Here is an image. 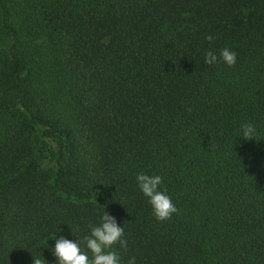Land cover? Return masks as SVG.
Returning <instances> with one entry per match:
<instances>
[{"label":"trees","instance_id":"16d2710c","mask_svg":"<svg viewBox=\"0 0 264 264\" xmlns=\"http://www.w3.org/2000/svg\"><path fill=\"white\" fill-rule=\"evenodd\" d=\"M104 208L124 264H264V0H0V264H55Z\"/></svg>","mask_w":264,"mask_h":264},{"label":"clouds","instance_id":"9594fccd","mask_svg":"<svg viewBox=\"0 0 264 264\" xmlns=\"http://www.w3.org/2000/svg\"><path fill=\"white\" fill-rule=\"evenodd\" d=\"M204 39L211 42L214 36L207 34ZM203 55L207 65H214L219 60L232 67L237 59V53L229 47L220 49L218 53L208 49ZM240 137L245 140L255 139L254 126L251 123L241 124ZM135 180L157 221L168 220L177 212L171 197L162 187L160 175L140 172L136 174ZM70 234L74 236L71 229ZM127 246L123 224H118L116 218L104 208L97 222L90 225L88 234L79 239L75 237L74 240L55 234L54 246L49 251L55 258V264H124L119 249L126 250ZM44 261L46 260L33 257L32 264H44ZM126 264H136L135 257H128Z\"/></svg>","mask_w":264,"mask_h":264},{"label":"rangeland","instance_id":"374dc122","mask_svg":"<svg viewBox=\"0 0 264 264\" xmlns=\"http://www.w3.org/2000/svg\"><path fill=\"white\" fill-rule=\"evenodd\" d=\"M39 157H40V159L42 160V162L44 163V164H46L47 162H46V159H45V157H44V154L42 155V154H39Z\"/></svg>","mask_w":264,"mask_h":264}]
</instances>
